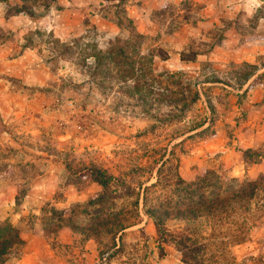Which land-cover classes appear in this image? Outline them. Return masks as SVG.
Returning a JSON list of instances; mask_svg holds the SVG:
<instances>
[{"label":"rangeland","instance_id":"374dc122","mask_svg":"<svg viewBox=\"0 0 264 264\" xmlns=\"http://www.w3.org/2000/svg\"><path fill=\"white\" fill-rule=\"evenodd\" d=\"M44 1L0 0V224L70 227L92 264H264V147L243 135L264 115V0ZM201 179L260 187L220 222L176 217Z\"/></svg>","mask_w":264,"mask_h":264},{"label":"trees","instance_id":"16d2710c","mask_svg":"<svg viewBox=\"0 0 264 264\" xmlns=\"http://www.w3.org/2000/svg\"><path fill=\"white\" fill-rule=\"evenodd\" d=\"M35 1V0H34ZM55 0H45L44 7L47 8ZM28 0H22V4L18 11H24L30 16H35L32 9H29L27 5ZM50 3V4H49ZM90 173L93 179L102 186L104 189L111 175L106 174L103 170L98 168H91ZM203 179L190 184V205L185 209L176 210L175 216L178 218H188L187 214L191 218H198L208 216L209 218L217 219L218 222L222 220L223 215L229 217L233 214H239L238 212L248 210L249 201L256 197V189H259L260 185L257 181H249L246 184L238 185L237 188H227L221 192L220 188L215 190L210 183H203ZM203 184V185H201ZM264 187L261 186V189ZM207 189H210L209 191ZM260 189V190H261ZM203 191V192H198ZM174 210V209H172ZM207 212L205 215H203ZM150 215L160 224V217L157 211H149ZM170 215V214H169ZM23 243L20 237L19 231L16 227L6 224H0V264H3L8 254L11 253L13 247Z\"/></svg>","mask_w":264,"mask_h":264},{"label":"crops","instance_id":"0c3cea01","mask_svg":"<svg viewBox=\"0 0 264 264\" xmlns=\"http://www.w3.org/2000/svg\"><path fill=\"white\" fill-rule=\"evenodd\" d=\"M254 91V90H253ZM258 93V91H254ZM252 107V106H251ZM256 115L253 123L249 121L243 135L251 142V148L264 147V115L260 111V106L252 108ZM248 118H251L250 116ZM264 172L262 163L254 164V169L249 170L247 176L255 178L259 173ZM10 220L13 224H17L20 214L16 213ZM20 237L23 243L20 246L18 253H9L3 264H92L87 258L92 254V249L85 246L84 250L73 248L72 253L65 252L64 245L73 243L75 232L70 227H61L56 233L54 239L45 234L44 230L35 227L30 231L19 229ZM52 240L55 241L53 244ZM90 241V240H89ZM88 241V242H89ZM89 248V249H88Z\"/></svg>","mask_w":264,"mask_h":264},{"label":"built area","instance_id":"2783aa9c","mask_svg":"<svg viewBox=\"0 0 264 264\" xmlns=\"http://www.w3.org/2000/svg\"><path fill=\"white\" fill-rule=\"evenodd\" d=\"M109 255H110V251H106V252L102 253L98 257L96 264H107Z\"/></svg>","mask_w":264,"mask_h":264}]
</instances>
